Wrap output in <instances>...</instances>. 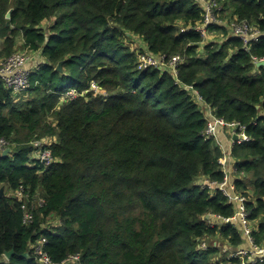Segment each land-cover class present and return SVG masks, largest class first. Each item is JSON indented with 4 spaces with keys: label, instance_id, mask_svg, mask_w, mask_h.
I'll list each match as a JSON object with an SVG mask.
<instances>
[{
    "label": "trees",
    "instance_id": "16d2710c",
    "mask_svg": "<svg viewBox=\"0 0 264 264\" xmlns=\"http://www.w3.org/2000/svg\"><path fill=\"white\" fill-rule=\"evenodd\" d=\"M218 3L221 14L260 32L249 50L225 26H209L223 35L206 42L197 30L205 6L192 0H0V59L19 47L44 59L30 73L27 101L0 79V138L13 150L0 154V185L8 188H0V264H41V238L53 264L77 254L81 264H243L216 260L220 244L238 251L247 240L231 221L235 203L212 188L226 178L225 155L205 136V105L246 126L250 141L232 149L235 186L264 247V67L255 64L264 59V0ZM134 37L141 50L128 44ZM143 54L181 55L184 63L177 77L140 70ZM47 138L57 139L58 161L31 167L32 144ZM20 186L22 202L10 195ZM23 205L32 223H24Z\"/></svg>",
    "mask_w": 264,
    "mask_h": 264
},
{
    "label": "built area",
    "instance_id": "2783aa9c",
    "mask_svg": "<svg viewBox=\"0 0 264 264\" xmlns=\"http://www.w3.org/2000/svg\"><path fill=\"white\" fill-rule=\"evenodd\" d=\"M193 2L202 3L205 6L206 14H205V25L203 28H198L197 30L202 34H206V29L211 25L225 26L229 27L231 30V34L234 37H238L242 39L245 44V50H249L251 44L253 42H257L260 37V32L256 30L251 24L247 21H232L228 20L221 15V7L219 6L218 0H192ZM30 61V54L28 50L20 51L10 58L6 59L2 65L0 66V79L4 82L7 89L12 91V94L15 98H19L22 94L27 93L31 87L30 83V73L31 70L28 68ZM260 62H264V59L255 60V64L258 65ZM184 63V58L181 55H176L171 58H167L166 56L155 57L151 54H143L139 57V69L146 70L148 68H167L172 74L177 77L179 66ZM92 89L95 93H100L102 95L105 93L101 87H99L96 83H93ZM199 100L202 101L199 94L196 92ZM106 96V95H104ZM67 97L71 99L76 97V92L71 91L68 93ZM66 99V98H65ZM205 110L208 113L209 122L205 131V136L207 139L213 138L215 136V132L217 128H232L236 135L239 137L236 143H242L250 141V138L246 135V126L241 125L240 123H228L225 120L218 119L214 116L213 111L210 106H207ZM48 138L42 141L34 142L32 145L34 147V155L35 158L30 162V166L33 167L37 164H44L45 166H52L58 160L53 157L52 154V146L55 143H49ZM9 142L0 138V154H2L6 149L9 148ZM225 160L223 162V165ZM227 176L221 184H212L213 189L220 188L226 196L230 198V193L227 191ZM236 189V186H235ZM237 192V189H236ZM11 196L18 201H23L28 198V195L25 194V187L20 186L19 189L11 193ZM241 197V208L236 214L235 217L232 218L231 221H234L238 225H240L245 231L246 240L249 242L251 249L249 250H238V251H230L231 258H241L243 259V264H257L264 263V247L258 246L255 244L252 237V229L250 227V221L248 219V212L244 208V202L246 198ZM231 201V199H230ZM45 201L43 199L39 200V204L43 206ZM23 210L25 211L23 221L25 224L32 223L34 220L33 212L30 207L23 205ZM33 209H36L32 207ZM225 222H230V220L224 219ZM47 240L45 238H41L40 243L34 247L36 254L40 257L39 262L41 264H53L50 256L46 251L43 250V245H46ZM204 249H207V245L203 244L201 246ZM227 250V249H226ZM228 251V250H227ZM55 264V263H54ZM60 264H81V255L77 254L74 256H70L65 261Z\"/></svg>",
    "mask_w": 264,
    "mask_h": 264
},
{
    "label": "crops",
    "instance_id": "0c3cea01",
    "mask_svg": "<svg viewBox=\"0 0 264 264\" xmlns=\"http://www.w3.org/2000/svg\"><path fill=\"white\" fill-rule=\"evenodd\" d=\"M27 50L29 51V54H30V61H29L28 68L31 71H34L35 68L40 63L44 62V59L40 57V55H38L37 53L29 50L28 48ZM204 108L207 109V105H205ZM234 135H236L235 131L230 127L229 128L226 127L223 129L217 128L214 137H215L217 145L223 150V153L225 155V159H224L225 163H224L223 169L228 179L227 191L230 193L231 202L235 203L236 209L237 211H239L242 204L240 202L241 197L238 196L236 189H235V182L239 176H237V170L235 168L236 161L232 157V149H233L234 144H236L234 141ZM48 139H49L48 140L49 143H55L57 141V139L55 138H48ZM248 191L250 194L252 193L250 188ZM250 227L251 229L255 228V224L250 223ZM217 243L215 244L218 246ZM249 249H251V246L248 241H245L244 248H242L241 250H249Z\"/></svg>",
    "mask_w": 264,
    "mask_h": 264
},
{
    "label": "rangeland",
    "instance_id": "374dc122",
    "mask_svg": "<svg viewBox=\"0 0 264 264\" xmlns=\"http://www.w3.org/2000/svg\"><path fill=\"white\" fill-rule=\"evenodd\" d=\"M219 6H220V4H219ZM226 14H227V16L226 15H223V14H221L222 15V17H225L226 16V18L228 19V20H231V15H230V12L228 11V12H226ZM49 25V23H46V26H48ZM181 26H182V28H184V24L183 23H181ZM204 35V34H203ZM222 35H223V33L222 32H213V31H209L208 30V28L206 29V34L204 35L206 38H207V41L206 42H209V41H213L214 39H221V37H222ZM134 39V41L132 40V41H128V44L130 45V47H132L133 49H139V50H141V47L142 46H144V44L143 43H141V42H139L138 40H137V37H134L133 38ZM21 43V45H22V41L20 42ZM20 46V45H19ZM20 48V50H25V49H22V47H19ZM204 55V54H203ZM1 60V59H0ZM6 59H4V60H1L0 61V66L2 65V63L5 61ZM102 92H100V93H97V95H99V94H101ZM102 95H107L108 96V94H107V92H105V93H103ZM106 96V97H107ZM29 99V97H28V95L27 94H25L24 96H22V98H21V100L22 101H27ZM203 108H204V106H203ZM57 143V141L55 142V144ZM9 148H11L10 147V145H9ZM12 149V148H11ZM2 155V154H1ZM35 158V155L34 154H32L31 155V161L33 160ZM224 159H225V157H224ZM205 182V180L204 179H200L199 180V184H203ZM0 188H2V190H7L8 188H5V187H3V186H1L0 185ZM10 195H11V193H10ZM40 196V195H39ZM42 199V198H41ZM57 219L55 218V217H52V218H50L49 220H48V222H47V227L48 228H50V229H53V227H55L56 225H57ZM216 242V241H215ZM215 242H214V245L215 246H217L216 244H215ZM220 248H221V254L222 255H218L217 256V258H216V260L217 261H221L222 259H224V258H226L225 256H227V257H230V255H231V252L230 251H227L226 250V248L222 245V244H220V246H219ZM223 255H225V256H223Z\"/></svg>",
    "mask_w": 264,
    "mask_h": 264
},
{
    "label": "water",
    "instance_id": "95a60500",
    "mask_svg": "<svg viewBox=\"0 0 264 264\" xmlns=\"http://www.w3.org/2000/svg\"><path fill=\"white\" fill-rule=\"evenodd\" d=\"M12 13H13V10H11V11H9L8 12V14H7V16H6V19L7 20H11V17H12ZM62 65H63V63H59V65H58V67H57V71H59V72H63V70H62ZM257 67H264V62H260L258 65H257ZM238 139H239V137L237 136V135H234V141H235V143L238 141ZM12 152H13V150L11 149V148H8V149H6L3 153H2V157H7V156H9L10 154H12ZM4 194V190H1V195H3ZM209 218V217H208ZM14 254V252L13 251H11V252H8V253H6L5 254V257H6V259L7 260H10V258H11V256Z\"/></svg>",
    "mask_w": 264,
    "mask_h": 264
}]
</instances>
